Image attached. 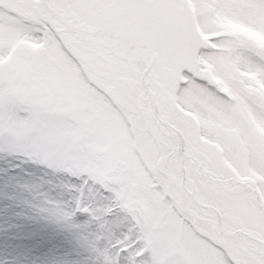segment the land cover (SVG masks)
Returning <instances> with one entry per match:
<instances>
[{"label": "snow or ice", "instance_id": "6c2138e0", "mask_svg": "<svg viewBox=\"0 0 264 264\" xmlns=\"http://www.w3.org/2000/svg\"><path fill=\"white\" fill-rule=\"evenodd\" d=\"M0 151L95 264H264V0H0Z\"/></svg>", "mask_w": 264, "mask_h": 264}, {"label": "rangeland", "instance_id": "374dc122", "mask_svg": "<svg viewBox=\"0 0 264 264\" xmlns=\"http://www.w3.org/2000/svg\"><path fill=\"white\" fill-rule=\"evenodd\" d=\"M64 176L19 152L0 151V264H95L88 217L66 207Z\"/></svg>", "mask_w": 264, "mask_h": 264}]
</instances>
